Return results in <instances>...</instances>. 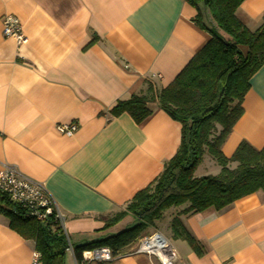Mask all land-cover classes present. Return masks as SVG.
<instances>
[{"label":"crops","instance_id":"0c3cea01","mask_svg":"<svg viewBox=\"0 0 264 264\" xmlns=\"http://www.w3.org/2000/svg\"><path fill=\"white\" fill-rule=\"evenodd\" d=\"M6 14L19 18L26 44L4 36ZM236 14L256 30L264 0H244ZM196 15L186 0H0V168L14 165L44 185L73 248L95 237L176 154L182 124L156 103L141 124L110 109L174 80L210 38ZM250 83L244 113L222 145L227 157L242 141L264 147V63ZM71 123L78 126L71 136L56 129ZM187 206L168 209L169 222ZM180 218L205 253L174 238L176 264H264V190ZM156 226L149 231H161ZM135 248L92 264H162ZM34 251V241L0 214V264H32ZM65 264H78L74 251Z\"/></svg>","mask_w":264,"mask_h":264},{"label":"trees","instance_id":"16d2710c","mask_svg":"<svg viewBox=\"0 0 264 264\" xmlns=\"http://www.w3.org/2000/svg\"><path fill=\"white\" fill-rule=\"evenodd\" d=\"M186 1L197 9L195 23L209 33L207 43L166 87L159 91L150 87L147 94H133L110 109L113 116L127 112L141 124L153 114L151 105L156 103L182 124L181 144L150 186L139 191L125 209L108 216L95 230V237L74 246L78 261L84 250L102 246L111 248L116 256L149 235L147 230L156 228L168 209L186 203L188 206L171 220L173 236L185 240L201 256L204 247L180 215L209 208L221 210L243 196L264 190V147L257 149L242 141L231 157L222 151L244 113L250 80L264 63V15L262 24L251 30L236 14L244 0ZM206 152L221 170L216 175L196 177L195 170ZM231 162L237 165L231 167ZM0 214L9 220L11 229L34 241L41 264H65L71 240L54 216L41 222L1 191Z\"/></svg>","mask_w":264,"mask_h":264},{"label":"built area","instance_id":"2783aa9c","mask_svg":"<svg viewBox=\"0 0 264 264\" xmlns=\"http://www.w3.org/2000/svg\"><path fill=\"white\" fill-rule=\"evenodd\" d=\"M3 34L13 38L19 46L28 42V37L23 31L19 18L12 14H6L3 17ZM56 129L61 134L71 136L77 131L78 126L75 123L59 124ZM0 191L9 195L12 201L20 204L30 216L41 222L45 223L50 216H54L55 221L62 225L66 232L65 216L51 196L47 194L44 185L23 174L16 166L5 164L0 168ZM67 251H74L71 242ZM133 253L156 256L162 264H176L177 261L176 249L169 238L160 231H154L143 237ZM114 257L111 248L96 247L84 250L78 264L109 261ZM32 264H41V255L36 250L33 253Z\"/></svg>","mask_w":264,"mask_h":264},{"label":"rangeland","instance_id":"374dc122","mask_svg":"<svg viewBox=\"0 0 264 264\" xmlns=\"http://www.w3.org/2000/svg\"><path fill=\"white\" fill-rule=\"evenodd\" d=\"M220 170H221V166L213 159V157L208 152H206V155L203 157L202 161L198 165L197 170H195L196 171L195 174L196 175H216L220 172ZM169 216H170V211H166L165 216L161 220L158 221L157 225L160 227L159 228V230H161L160 232L165 234L173 244L174 236H173V232L171 228V221L169 222L168 220ZM151 232L152 231L147 230L146 233L150 234ZM140 240L141 239H139L136 243L133 244L134 247L138 246V244L140 243Z\"/></svg>","mask_w":264,"mask_h":264}]
</instances>
